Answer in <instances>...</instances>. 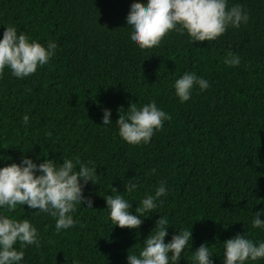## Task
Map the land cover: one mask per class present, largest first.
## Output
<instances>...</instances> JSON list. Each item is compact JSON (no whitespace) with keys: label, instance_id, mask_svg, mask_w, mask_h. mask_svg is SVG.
Masks as SVG:
<instances>
[{"label":"trees","instance_id":"obj_1","mask_svg":"<svg viewBox=\"0 0 264 264\" xmlns=\"http://www.w3.org/2000/svg\"><path fill=\"white\" fill-rule=\"evenodd\" d=\"M137 2L0 0V38L13 25L42 45L57 44L32 75L17 79L7 68L0 73V157L6 158L0 167L25 155L39 156L37 163L44 156L79 157L97 167L96 184L83 189L92 208L77 204L70 229L57 232L51 216L27 205L0 210L29 219L38 230L40 246L23 249V264H127L128 252L138 254L159 215L169 221L166 242L175 230H192L179 264H192L201 243L218 256L214 264H222L224 240L244 232L254 242L264 240V230L251 226L253 214L264 209V0H228L249 20L214 41L192 45L173 31L144 50L130 42L126 27ZM228 52L240 57L238 66L223 63ZM186 71L209 87L194 88L181 103L172 84ZM153 100L171 118L148 144L123 141L117 109ZM104 108L112 112L108 126L101 125ZM130 178L139 185L131 194L123 192ZM161 181L169 191L156 213L136 229L112 225L104 200L115 195L111 187L131 200L135 214Z\"/></svg>","mask_w":264,"mask_h":264},{"label":"clouds","instance_id":"obj_2","mask_svg":"<svg viewBox=\"0 0 264 264\" xmlns=\"http://www.w3.org/2000/svg\"><path fill=\"white\" fill-rule=\"evenodd\" d=\"M248 20L247 11L239 4L229 6L228 0H140L131 4L126 27L130 29V42L144 50L158 46L165 35L173 31L186 35L192 45L194 42L214 41L229 27L239 28ZM56 49L54 40L47 41L45 46L25 32L18 33L17 27L8 25L0 38V73L7 68L17 79L28 77L46 65ZM223 63L229 67L238 66L240 57L228 52ZM196 87L204 91L209 83L202 76L188 71L172 84L174 95L181 103L190 99ZM117 112L115 126L118 135L130 145L148 144L154 133L163 127L164 121L171 118L154 100L140 107L130 102L127 110L117 109ZM111 115V110L104 108L101 125L112 124ZM22 121L28 124L29 116L23 115ZM39 159L38 156L37 161ZM37 161L25 155L19 163L0 167V210L11 213L18 205H27L29 209L51 216L57 232L70 229L75 224L72 214L77 204L92 208V201L83 196V189L89 182L96 184V164L81 162L79 157H64L60 162L44 156L42 162ZM123 187V192L131 194L139 185L130 178L123 181ZM168 191L165 182H159L153 192L144 194L133 214L131 200L111 187L115 195L104 196L108 219L113 226L136 229L142 224V218L156 213L153 210L163 204L161 198L166 197ZM261 217H264V209L253 214L252 228L264 230ZM168 227V219L159 215L138 254L128 252L127 264H179L182 252L192 240V230H175L166 242ZM17 244L19 248L15 247ZM29 245L40 246L37 228L27 218L15 219L0 211V264H23V249ZM222 245V264H247L248 261L264 259V240L254 242L245 232L224 240ZM213 255L206 242L201 243L193 251L192 264H214Z\"/></svg>","mask_w":264,"mask_h":264}]
</instances>
